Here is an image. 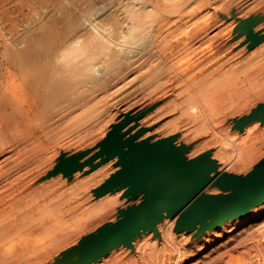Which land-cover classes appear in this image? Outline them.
Wrapping results in <instances>:
<instances>
[{"label": "bare ground", "instance_id": "1", "mask_svg": "<svg viewBox=\"0 0 264 264\" xmlns=\"http://www.w3.org/2000/svg\"><path fill=\"white\" fill-rule=\"evenodd\" d=\"M45 1L49 3L47 13L50 16H43L49 19L33 34L30 33L33 22L22 13L24 6L34 10L31 0H20L17 12L0 2V18L9 23L14 35L20 33L17 28L19 19H26L21 30L28 36L21 42L15 40L19 48L7 64V74L0 77V160L7 156L0 161V187H8L16 196H21L14 200L15 204L39 196L35 204L27 208L14 207L10 219L0 221V264H16L23 260H35L36 264H130L127 262L130 256L126 260V256L120 253L122 251L118 253L123 248L140 252L141 257H149L155 264H179L185 252L179 248L173 228L181 214L172 217L164 212L154 228L149 224L140 231L131 228L126 232L120 227L107 230L119 218L108 222L106 215L117 210L121 215L132 206L125 205L133 194L129 193V187L109 191V199L100 194V191L109 189L112 177L122 169L119 156L105 162L86 181L99 187L97 197H101L98 204L103 206L102 210L73 228L66 217L71 216L77 207L73 208L63 200L51 202L53 192L43 194L47 187L52 190L66 187L72 179L95 169L107 156L72 174L67 173L71 167L83 165L111 144L113 128L127 116L150 111L157 102L126 114L120 122L112 125L111 130L99 128L97 137H92L96 139L91 140V145L98 143L99 147L92 152L80 147L67 149L66 146H72L68 142L62 145L61 151L50 154L60 142H54L53 148L50 145L66 123L62 124V121L67 116L70 118L73 110L90 106L94 100L89 96L78 99L79 96L77 100L72 96L67 98L64 93L67 99L62 106L59 104L62 109H51L57 106L56 101H62L58 100L62 97V84L78 78L75 76L99 78V68L104 60L118 62V69L102 78L101 87L107 88L111 82L121 81L123 74L135 70L138 58L151 53L158 58L150 94L167 99L176 90H181L180 97L173 102L178 108L200 106L210 98H226L232 101L230 111L240 113L239 119H242L264 103L263 72L258 69L261 72L258 74L253 70L258 53L237 63L232 62L236 54L230 55L235 53L237 46L264 42V0ZM106 12H110V16L99 20V16ZM252 63L253 67L250 66ZM142 121L135 120L125 127L120 132L124 135L121 140L125 141L147 127ZM263 123L264 114L242 128L245 136H241L240 143L231 148V153L223 146L219 149L221 159L200 185V195L232 193V190L221 187L223 180L230 176H246L264 159ZM162 139H169L163 147L165 150L181 148V140L164 137L155 131L145 132L135 142L147 141L152 145ZM211 158L215 160L213 153ZM5 160L10 161L9 165L13 164L12 172L4 170L7 166ZM50 175L54 178L45 180ZM26 190L31 191L22 196ZM143 196L144 193H140L137 202L142 201ZM45 202H49L48 205ZM4 206L0 202V215ZM263 212L264 201L251 207L244 216L208 228L205 234L232 232L241 223L244 226L252 223ZM58 213H61L60 218L54 216ZM184 231L181 237L186 238L188 230ZM85 233L88 234L84 236ZM160 241L165 247L161 251ZM174 251H177L176 256H173Z\"/></svg>", "mask_w": 264, "mask_h": 264}, {"label": "rangeland", "instance_id": "2", "mask_svg": "<svg viewBox=\"0 0 264 264\" xmlns=\"http://www.w3.org/2000/svg\"><path fill=\"white\" fill-rule=\"evenodd\" d=\"M31 1L34 4V10L31 11L29 7L24 6L22 13L25 17L29 16V21L33 22V29H30V33L33 34L35 30L37 31L40 26H43L47 22L49 19L48 16H50V14L47 13L49 6L48 2L45 0ZM132 1L134 0H126V2ZM135 1L139 2L141 0ZM0 2L1 4L4 3L7 6H10L12 9H14V11H16V9L21 5L20 0H0ZM109 13L110 12L102 13V15L99 16V20H103L110 16ZM26 23V19L20 18L18 21L19 26L17 27L19 28L20 33L18 35H14L9 23L0 18L1 78L2 75H6L7 71L9 70L7 68V64L10 62L9 60L11 59L14 51L19 48L17 43L28 37L27 33H24V31L21 30L23 25H26ZM83 32L86 33L87 31L84 30ZM5 38L8 39V41L5 42ZM15 40L18 42L16 43ZM257 53L259 57L257 60H255L257 63L253 61L255 65L253 70L257 71L259 69L262 71V74L260 71H257V73L259 72L258 74H261L262 78H264V42L254 45L245 44L240 45L239 47L237 46L235 53L231 54L230 56L236 54L237 57L235 59L233 58L232 62L237 63L241 60L243 61L249 59V57L251 58ZM157 58L158 56L155 54L146 53L144 57H140L136 60L137 67L135 70L123 74L121 76V81L120 79L118 81H113L110 83L111 86L109 85L107 88L101 87L103 84L102 78L108 77L110 73H112L114 70H117L119 66L118 62L104 60L105 62H103L99 68V78L93 79L78 75L75 76L78 78H73V80L69 82L70 84L68 82L63 83L61 88L62 97L58 98V100L62 99V101H56L55 105L57 106H53L51 110L61 107L63 105L64 99L70 98L71 96L76 100L79 96L80 97L78 99L89 96L88 98H91L94 101L90 106L73 110L71 114H69L70 118L68 116V118L66 117L67 121L69 122L67 124L68 127L66 125V119L62 121V124L64 122L66 123H64L62 130H59V133L53 139V142L50 145L51 148H53L52 146L54 145V142H60V146L58 145L51 149L50 154H53L55 151H61L63 149L62 145H65L68 142L71 143L72 146H66L67 149H77L80 147L92 152L99 147L98 143L91 145V143L96 139L92 137H97L99 128L111 130L112 125L120 122L126 114L139 111L141 108H148L155 102H157V104L154 105V107H152V109L141 118V120H143V125L147 126L145 127L147 131H155L157 134L164 137H172L173 139L181 140V147H190L186 153L187 158L192 159L199 154L212 151L215 160L218 161L221 159L219 157V149L222 146L229 153H231V148L240 143L242 138L245 136L243 135L245 133L244 130L236 128L237 121L248 117L264 103H260V105L252 110L249 115L243 117L242 119H239L240 113H232L230 111L229 105L232 101H229L226 98H210L209 101H207L205 104H200V106L194 104L185 108H178L173 104V102L176 97H180L178 94L181 92V90H176L175 93L167 99H160L159 96L150 94L153 90L150 88V84H152L154 72L153 69L157 62ZM253 63L250 66L253 67ZM76 79H80L82 81L84 80L85 82L80 81L82 83H78ZM18 83L20 82L18 81ZM63 85H65L66 89ZM73 85H76V87ZM70 86L71 89L69 88ZM18 94H21L20 96H22V93ZM59 104L61 106H59ZM96 124L97 126L95 128L94 126ZM261 124L259 126H263ZM65 127H67L68 130ZM237 139L239 141H237ZM4 157L1 160H4ZM56 159L57 158H55V160ZM64 161L66 162V160ZM9 163L6 160L4 161V164L7 165L5 166L4 170H9L7 173L13 171V164L11 163V165H9ZM104 164L105 163L99 167L97 166L86 175H81L75 179H72L66 187H56L55 190L47 187L44 190L43 194L46 195L53 192L51 202L63 200L68 201V203H70L73 208L77 207L71 216L66 217L71 224L70 228H73L80 221L86 220L88 217H92L98 213V211L102 210L103 206L98 204V200L101 197H97V191L99 190V187L95 186L94 184H87L86 181L94 171L99 170V168H101ZM8 166L11 168H8ZM67 173L71 174L69 173V170ZM238 174H241V172ZM52 176L50 175L46 177L45 180L52 179L56 175L54 174V176ZM30 191L31 190L24 191L22 196H27ZM107 194L108 193H106V195L103 194L102 196H104L106 199L111 198V195ZM19 197L21 196H16L15 191L12 189H9L8 187H0V202L5 205V210L2 212V215H0V221H8L14 207L19 206L20 208H27L35 204V202H37L39 199L37 194L33 197H28L25 200L17 202L18 204H15L14 200L16 198L18 199ZM49 202H45L44 204L48 205ZM138 203L139 202H137L136 199L131 197L130 201H127L125 205L133 206ZM54 216L60 218L61 213H58ZM105 217H107L106 219L108 222L115 221L120 217V211L117 210L111 213V215H106ZM258 217L259 218L256 217V220H254V217L252 219L254 221L248 225L244 226L242 225L243 223H241V225H239L237 229L233 230L232 232L220 231L217 235L211 233L209 236H207L205 232L200 233L199 230H194L188 231L186 238L181 237V234L185 232V229L177 230L176 223L175 227L173 228V232L177 237L176 242L179 244V248L181 247L180 249L182 252H185L183 258L180 259L179 264H228L227 262H229V264H264V212ZM87 234L88 233H85L84 236ZM161 243L162 241L159 242L160 251L165 249ZM123 249L124 250H119L118 253L122 251L120 253L123 254V256H126V260L130 256L131 260L129 258V261L127 260V262L130 264L156 263L149 257H141L142 255L140 252H136L127 248ZM128 250L130 253L127 252ZM174 252L175 253L173 256H176L177 251ZM109 258L110 257H107V259ZM16 264H36V261L31 260L28 262L27 260H23Z\"/></svg>", "mask_w": 264, "mask_h": 264}, {"label": "water", "instance_id": "3", "mask_svg": "<svg viewBox=\"0 0 264 264\" xmlns=\"http://www.w3.org/2000/svg\"><path fill=\"white\" fill-rule=\"evenodd\" d=\"M147 112L127 116L113 128L110 135L113 141L111 144L83 165L69 169L72 174L107 156L97 165L99 167L119 156L123 167L112 177L109 189L100 191V194L125 187H129L133 199L144 193L142 201L121 212L119 220L107 227L108 231L116 227L126 232L131 228L140 231L149 224L154 228L161 215L168 212L172 217L181 214L177 221V230L194 231L199 226V232L203 233L230 218L248 214L251 207L264 201V159L246 176H230L223 180L221 187L224 190H232V193L200 195V185L217 168V161L211 158L212 151L188 159V146L167 150L163 148L169 139H162L152 145H148L147 141L136 143L135 141L147 131L146 128L122 141L124 135H120V132ZM262 114L264 104L248 117L237 121L236 128H244ZM71 165L73 166V162Z\"/></svg>", "mask_w": 264, "mask_h": 264}]
</instances>
